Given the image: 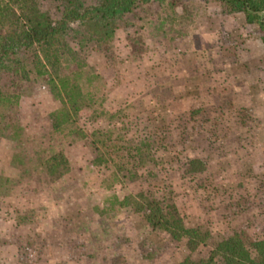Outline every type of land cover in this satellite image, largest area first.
I'll return each instance as SVG.
<instances>
[{
    "label": "rangeland",
    "instance_id": "374dc122",
    "mask_svg": "<svg viewBox=\"0 0 264 264\" xmlns=\"http://www.w3.org/2000/svg\"><path fill=\"white\" fill-rule=\"evenodd\" d=\"M160 17L165 35L157 18H134L116 33L114 61L89 60L101 77L97 102L77 124L87 136L112 134L107 162L94 161L88 138L51 129L57 103L44 87L21 97L25 148L63 149L71 171L55 181L23 171L12 162L14 148L0 141V174L13 178L0 185V264H172L184 240L151 235L129 205L104 212V199L141 188L171 189L184 222L214 239L233 230L264 237L262 32L216 0H184ZM138 146L154 163H137L128 150Z\"/></svg>",
    "mask_w": 264,
    "mask_h": 264
},
{
    "label": "trees",
    "instance_id": "16d2710c",
    "mask_svg": "<svg viewBox=\"0 0 264 264\" xmlns=\"http://www.w3.org/2000/svg\"><path fill=\"white\" fill-rule=\"evenodd\" d=\"M183 1L0 0V141L14 148L12 162L24 166L23 171L34 168L53 181L71 171L63 149L48 146L50 152L44 155L46 150L32 152L25 148L20 99L30 96L37 86L44 87L57 103L49 114L51 129L56 133L66 131L72 139L88 138L94 161L107 162L105 153L109 152L103 148L111 151L115 147L110 146L112 134L97 129L87 136L77 124L79 113L93 109L97 102L94 87L101 77L89 60L93 54H100L106 61H114L116 33L120 26L128 28L134 18H157L156 28L165 35V18L160 17V11L175 9ZM216 1L225 13L236 15L243 24L257 25L264 43V0ZM168 27L172 31V22ZM134 150L128 151L140 165L154 163L143 147H136V154ZM114 174L118 178V172ZM12 180L0 174V185ZM172 194L171 189L141 188L122 197L114 194L102 205L108 214L116 205H129L142 224L150 227L151 235L162 233L176 241L184 240L186 251L172 264H264V237L251 238L233 230L214 239L209 229L184 222ZM17 220H25L20 210ZM200 245H209L207 255L193 256Z\"/></svg>",
    "mask_w": 264,
    "mask_h": 264
}]
</instances>
